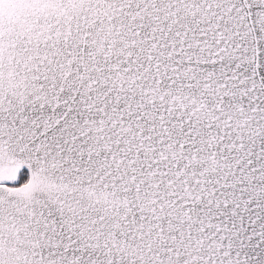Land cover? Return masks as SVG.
Returning <instances> with one entry per match:
<instances>
[{"label": "snow or ice", "instance_id": "1", "mask_svg": "<svg viewBox=\"0 0 264 264\" xmlns=\"http://www.w3.org/2000/svg\"><path fill=\"white\" fill-rule=\"evenodd\" d=\"M0 264H264V0H0Z\"/></svg>", "mask_w": 264, "mask_h": 264}]
</instances>
